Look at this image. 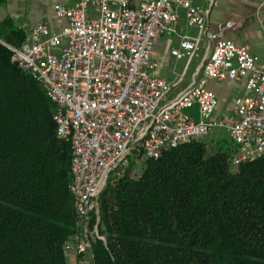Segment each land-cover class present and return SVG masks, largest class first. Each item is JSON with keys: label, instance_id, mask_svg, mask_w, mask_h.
<instances>
[{"label": "built area", "instance_id": "obj_1", "mask_svg": "<svg viewBox=\"0 0 264 264\" xmlns=\"http://www.w3.org/2000/svg\"><path fill=\"white\" fill-rule=\"evenodd\" d=\"M252 1L264 7V0ZM179 8L186 26L197 33L179 35L171 54L188 63L199 57L184 84L188 63L183 74L169 81L154 74L152 58L158 36L178 32ZM53 9L66 21L60 29L44 21L22 22L21 42L3 43L11 60L53 103L56 135L69 145L68 190L79 230L65 242V264H96L91 240L104 238L96 223L90 228V220L94 213L98 220L99 192L110 177L124 175L131 160L156 159L203 140L215 128L227 133L232 165L264 156V64L247 42L222 37L234 22H219L215 31L209 30L205 9L193 0H72ZM261 29L264 33V23ZM210 80L238 84L223 114L207 86ZM193 106L198 119L185 111ZM134 172L132 166L129 175Z\"/></svg>", "mask_w": 264, "mask_h": 264}, {"label": "trees", "instance_id": "obj_2", "mask_svg": "<svg viewBox=\"0 0 264 264\" xmlns=\"http://www.w3.org/2000/svg\"><path fill=\"white\" fill-rule=\"evenodd\" d=\"M53 109L0 41V264H65L79 230ZM233 153L197 140L140 158L134 176L131 160L99 192L95 263L264 264V156L234 166Z\"/></svg>", "mask_w": 264, "mask_h": 264}, {"label": "crops", "instance_id": "obj_3", "mask_svg": "<svg viewBox=\"0 0 264 264\" xmlns=\"http://www.w3.org/2000/svg\"><path fill=\"white\" fill-rule=\"evenodd\" d=\"M132 1L134 3L139 2V0ZM70 3H72V0H0V28L6 26L7 33L3 32V34L8 37L16 38L13 40L16 41L17 38L23 35V31L19 28L21 22L16 26L17 29L13 28L12 30L8 28V22L10 23L15 16L24 14L27 16V20L25 21L29 24L44 21L52 30H58L65 24V19L55 16L57 21L52 22V17H50L51 19L49 18V20L46 14L51 12L53 15V7L55 4ZM193 3L205 9L207 27L211 31L216 30V25L219 22H234V27L225 30L222 37L238 43H242L243 41L247 42L251 52L258 57L259 62L264 64V33L261 29V23H264V7L258 9L256 3L252 0H215L214 4H210L209 0H193ZM27 5L28 8L25 7ZM178 15V32L158 36L152 54V58L156 63L154 74L169 81H174L183 74L188 63L185 58L178 59L171 54V50L179 45L181 39L179 35L188 34L193 36L197 33L195 28L186 26L184 21V10L182 8L178 9ZM0 32L2 31L0 30ZM198 63L199 57L190 60L183 74L184 80L182 84L190 80L191 74L198 66ZM189 71L191 72L189 73ZM188 74L189 77L187 78ZM219 83H223L224 86H238L237 83L227 81L216 82L210 80L207 83V86L217 95L218 109L220 102L226 95L224 91L219 92L217 88ZM235 96L236 95L233 97V102Z\"/></svg>", "mask_w": 264, "mask_h": 264}, {"label": "rangeland", "instance_id": "obj_4", "mask_svg": "<svg viewBox=\"0 0 264 264\" xmlns=\"http://www.w3.org/2000/svg\"><path fill=\"white\" fill-rule=\"evenodd\" d=\"M28 8V5L25 6ZM46 17H48V19L50 17H52V22H56L57 18L55 17V14L53 12V15L51 14V12L48 14H46ZM49 19V20H50ZM25 20H27V16L24 14H20L19 16H15V18L9 23L8 22V28L9 29H17L16 26L18 25V23H22V22H26ZM59 20V19H58ZM20 23V24H21ZM0 30L2 32H0V41L4 42V43H11L13 40H15L16 38L14 37H8L5 36L3 34V32L7 33V29L6 26H2V28H0ZM191 71H189L190 73ZM189 77V74L187 76V78ZM212 88L214 89V87L212 86ZM219 92L224 91V94L226 93L224 99L220 102L219 105V109L221 110V114L225 113L226 111L229 110V108L231 107L232 103H233V97L234 95H237V92L239 90L238 86L234 85V86H230V85H225L223 83H219L218 87ZM188 114H191L193 116L194 119H198V111H197V106H193L191 108H188L185 110ZM203 141L206 144V149L209 152H213L216 151L218 149H220L221 151H229L230 149H232V145L228 139L227 133L223 128H215L213 130V132L208 135L206 138L203 139ZM142 163L143 160L140 159L138 162H135V172L134 173H138L141 169H142Z\"/></svg>", "mask_w": 264, "mask_h": 264}]
</instances>
